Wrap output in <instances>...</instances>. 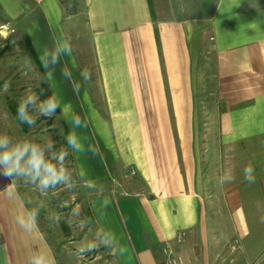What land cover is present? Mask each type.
Segmentation results:
<instances>
[{
  "label": "crops",
  "instance_id": "1",
  "mask_svg": "<svg viewBox=\"0 0 264 264\" xmlns=\"http://www.w3.org/2000/svg\"><path fill=\"white\" fill-rule=\"evenodd\" d=\"M84 1L95 74L85 82L73 53L42 67L69 133L84 146L73 156L81 178L109 196L106 208L90 203L93 216L102 211L116 225L112 258L164 264L169 245L185 264H264V0H216L211 16L168 20L154 18L149 0ZM0 10L28 19L36 53L66 38L58 0H0ZM198 78L200 94L211 95L206 114L216 118L205 166L191 138ZM73 115L86 127H75ZM249 164L253 183L243 179ZM228 169L235 180L221 184ZM27 210L14 179L0 174V264H27L33 250L60 264L39 225L32 233L17 225Z\"/></svg>",
  "mask_w": 264,
  "mask_h": 264
},
{
  "label": "rangeland",
  "instance_id": "2",
  "mask_svg": "<svg viewBox=\"0 0 264 264\" xmlns=\"http://www.w3.org/2000/svg\"><path fill=\"white\" fill-rule=\"evenodd\" d=\"M149 3L154 18L158 20H168L172 17L199 19L203 16H211L216 0H149ZM85 11V1L79 0L76 13L67 14V11H64L62 26L64 35L70 39L76 61L83 69L87 68L92 76L95 74V57ZM27 20L21 17L9 19L5 12L0 10V135L6 134L16 141L32 140L40 144L51 141L56 151L60 148L68 149L69 156L65 165L70 170L76 187L68 189L60 185L44 193L22 179L13 177L14 182L29 209H39L37 223L50 242L60 264H117L112 258V246H100L94 251L84 253L83 256L77 251L82 243L94 239L97 230L105 229L104 224L107 223L114 234L116 225L113 218L102 211L100 216H93L90 200L95 198L101 205L103 197L109 196L106 195L107 193L98 196L94 190L84 186L80 169L74 164V152L67 145L65 133L67 126L61 115L54 113L51 117H46L30 109L36 117L35 125L30 127L20 122L11 111V105L17 106L26 94L34 92L38 95L36 88L40 81V71L33 58L26 52L23 40L28 33L25 27ZM203 33L200 40L201 51L207 53L210 49L209 34L205 31ZM39 50L37 49V56ZM198 80L199 78L196 82L197 95H194L196 98L194 129L191 138L197 154L201 157V166H205L203 157L213 153L211 142L217 138L216 118L209 112L206 114L205 108H209L207 100L211 95H204V91L200 94ZM52 82L54 83L53 77ZM209 89L211 92L213 84L207 85V92ZM111 182L117 185L119 181ZM114 197L117 201L121 196ZM73 210L78 211L79 215L73 216ZM55 215L60 217L59 223L52 219ZM124 220L132 237H135L132 221L126 215ZM80 221H85L83 228L80 227Z\"/></svg>",
  "mask_w": 264,
  "mask_h": 264
},
{
  "label": "clouds",
  "instance_id": "3",
  "mask_svg": "<svg viewBox=\"0 0 264 264\" xmlns=\"http://www.w3.org/2000/svg\"><path fill=\"white\" fill-rule=\"evenodd\" d=\"M72 46L70 39L62 38L54 42L52 48L39 50L38 59L41 65L48 69L49 66H55L61 56L71 55ZM63 75L71 78V72L63 69ZM82 79L87 82L91 79V72L85 68L80 72ZM52 73L49 71L46 78L50 79ZM75 90H79V84L74 85ZM59 98L56 96H48L40 100L34 92L26 94L21 98L17 105V119L27 124L34 126L36 117L31 113L30 109H34L38 115L51 117L58 108H60ZM72 124L75 127H86V121H82L79 115L72 116ZM68 148L73 152H81L84 146L75 132H71L66 137ZM69 156L68 149L60 148L54 150V145L51 141L45 144L33 142L32 140H13L6 134L0 135V174L9 178H18L26 183L32 184L41 192H48L50 189H55L57 186L63 185L68 189L76 187L75 180L66 167L65 161ZM254 168L251 164L246 165L243 169V179L246 182H254ZM83 176V173H80ZM235 180L232 169L226 170L219 178L221 184L231 183ZM84 186L94 190L98 196L102 195L104 188L102 185H97L93 180L84 182ZM7 197L14 198L15 190L12 185L7 186ZM109 199L103 197L101 206L107 207ZM73 216H78L79 213L73 210ZM39 209H31L22 212L16 217L17 225L27 233H32L38 228ZM52 219L59 223L60 217L55 215ZM80 227L83 228L85 221H80ZM117 243L115 234L101 228L94 234V239L82 243L77 249L78 253L83 256L84 253L91 252L100 246L111 247ZM27 264H52V260L48 255L33 250L27 259Z\"/></svg>",
  "mask_w": 264,
  "mask_h": 264
},
{
  "label": "trees",
  "instance_id": "4",
  "mask_svg": "<svg viewBox=\"0 0 264 264\" xmlns=\"http://www.w3.org/2000/svg\"><path fill=\"white\" fill-rule=\"evenodd\" d=\"M58 1L61 4L63 10L67 11L66 12L67 14H74L77 12L79 0H58ZM23 40H24V46H25L26 52L33 58V60L36 64V67L40 71V75H41L40 81H39V84L36 88V91L39 95L40 100H43L50 95L54 96L52 89H51V86H50L49 79L46 78V74H45L44 69H43V67H42V65L38 59L37 53L34 49V46L31 42L29 35L26 34L24 36ZM10 108H11V111L17 116V106L11 105ZM55 113L60 114V108H58ZM65 133H66V137H67V135L69 134V131L67 128H65Z\"/></svg>",
  "mask_w": 264,
  "mask_h": 264
},
{
  "label": "built area",
  "instance_id": "5",
  "mask_svg": "<svg viewBox=\"0 0 264 264\" xmlns=\"http://www.w3.org/2000/svg\"><path fill=\"white\" fill-rule=\"evenodd\" d=\"M132 172H134L132 170ZM185 236L184 231H180L177 234V239L181 241ZM165 260L164 264H185L182 256L179 253L173 251V249L168 245L164 247Z\"/></svg>",
  "mask_w": 264,
  "mask_h": 264
}]
</instances>
